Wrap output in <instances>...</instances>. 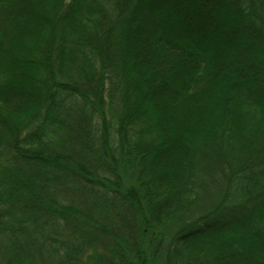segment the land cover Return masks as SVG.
I'll use <instances>...</instances> for the list:
<instances>
[{"label":"trees","instance_id":"trees-1","mask_svg":"<svg viewBox=\"0 0 264 264\" xmlns=\"http://www.w3.org/2000/svg\"><path fill=\"white\" fill-rule=\"evenodd\" d=\"M0 264H264V0H0Z\"/></svg>","mask_w":264,"mask_h":264},{"label":"rangeland","instance_id":"rangeland-1","mask_svg":"<svg viewBox=\"0 0 264 264\" xmlns=\"http://www.w3.org/2000/svg\"><path fill=\"white\" fill-rule=\"evenodd\" d=\"M17 12H18V10H16V13H17ZM10 26H12V25H10ZM12 27H13V26H12ZM14 28H16V24H15ZM120 34H121V32H120ZM120 34H119V35H120ZM119 35H118V37H119ZM7 44L9 45V42H7ZM152 103L154 104V102H152ZM152 103H149V107L151 106ZM196 162H198V161H196Z\"/></svg>","mask_w":264,"mask_h":264}]
</instances>
